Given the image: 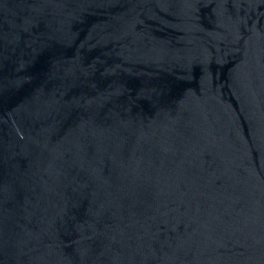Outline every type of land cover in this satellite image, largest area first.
I'll return each mask as SVG.
<instances>
[{
  "label": "water",
  "instance_id": "obj_1",
  "mask_svg": "<svg viewBox=\"0 0 264 264\" xmlns=\"http://www.w3.org/2000/svg\"><path fill=\"white\" fill-rule=\"evenodd\" d=\"M0 264H264V0H0Z\"/></svg>",
  "mask_w": 264,
  "mask_h": 264
}]
</instances>
